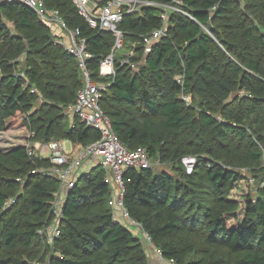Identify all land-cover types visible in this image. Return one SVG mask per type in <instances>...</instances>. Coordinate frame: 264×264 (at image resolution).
<instances>
[{"label":"trees","instance_id":"1","mask_svg":"<svg viewBox=\"0 0 264 264\" xmlns=\"http://www.w3.org/2000/svg\"><path fill=\"white\" fill-rule=\"evenodd\" d=\"M41 1L87 40L91 74L110 84L101 106L118 138L165 165L124 172V205L141 232L178 264H264V0H181L193 20L173 11L167 36L148 48L162 9L126 16L125 50L140 66L119 56L114 78L99 76L114 35L90 27L73 0ZM55 40L34 9L0 1V135L87 147L101 134L70 116L83 77ZM185 157L197 159L191 173ZM50 167L27 144L0 149V264H149L143 240L115 218L100 165L68 194L60 235L47 246L38 232L51 223L61 183L43 172ZM245 170L256 191L238 194Z\"/></svg>","mask_w":264,"mask_h":264},{"label":"built area","instance_id":"2","mask_svg":"<svg viewBox=\"0 0 264 264\" xmlns=\"http://www.w3.org/2000/svg\"><path fill=\"white\" fill-rule=\"evenodd\" d=\"M4 1H17L34 9L38 14L39 20L52 28L56 37L55 41L62 45L77 60L82 72L83 86L77 93L76 103L71 105L69 110L87 127L96 129L101 134V138L97 142L87 147L79 146L76 149H69V142L67 141H54L46 144L39 142L32 144L29 142L27 144L30 156L40 154L46 157L42 154H50L46 158L50 159L51 167L43 172L58 178L61 182L60 189L56 193L52 205L53 217L51 223L40 229L38 233L45 239L47 246H53L60 235L63 204L81 176L89 173V170L86 169L87 166L84 165L88 159L92 163L97 164V166H102L106 172V182L112 188V204L115 208L116 220L122 224L135 225L137 230H141V226L130 219L124 205V172L127 169L155 170L165 165L152 159L144 148L136 151L129 150L116 135L111 120L101 106L102 94L110 84L106 85L97 82L91 74L89 63L93 56L87 49V40L82 36L81 30L78 28L71 29L59 10L45 9L41 0ZM73 2L90 27L110 32L115 37V44L111 53L100 63L99 76L102 78H114L116 76L115 65L119 56H122L121 65H128L133 71L139 69L140 63L131 60L134 51L125 50V33L119 28L126 16L141 14L146 7L162 9L161 28L156 29L144 38L147 48L159 43L167 36L170 14L173 11L193 20V17L184 9V4L181 0H172L167 4L156 0H73ZM59 32H63L64 35ZM182 99L188 105L192 102L187 95L182 94ZM182 163L187 171L191 173L197 165V159L195 157H185ZM255 185V179L249 178L247 181L249 192L254 193L256 191ZM261 187H264V182ZM144 236L155 255L154 257L151 253L154 257L152 260L150 258L151 264H178L175 260L164 258L163 254L153 245L148 235L144 234Z\"/></svg>","mask_w":264,"mask_h":264},{"label":"rangeland","instance_id":"3","mask_svg":"<svg viewBox=\"0 0 264 264\" xmlns=\"http://www.w3.org/2000/svg\"><path fill=\"white\" fill-rule=\"evenodd\" d=\"M59 33H61V35H64V33L63 32H59ZM118 55H120V54H118ZM69 113H70V116L71 117H73V113L69 110ZM13 133H15V131H10V132H8V133H2L1 135H0V149L1 150H4V151H10V150H12V149H14V148H16V146H18V145H25V144H28V142L27 143H24V140H22V141H18V140H16L15 138V136L14 135H12ZM65 142V141H64ZM67 144V143H66ZM77 148V146H74V149H76ZM45 151V150H44ZM45 152H47V151H45ZM42 155H44V156H49L50 154L49 153H43ZM166 170H168V171H170L171 170V168L170 167H166L165 168ZM156 170H163V169H160V168H158V169H156ZM244 173L246 174L247 173V176L249 177V178H251L250 177V174L245 170L244 171ZM248 178V179H249ZM245 187H246V185L245 184H243V185H241V186H239L238 187V189H237V192H238V194H241V193H244V194H246V193H248V191H249V188H247L246 187V189H245ZM132 233H134V235H136L137 237H139L140 239H142L143 240V243H144V245H145V248H146V252H148V254H150V258H151V260L152 259H154V257H155V255H154V252H153V250L151 249V247L149 246V243L146 241V239L144 238L145 236H144V234L141 232V230H137V228H136V226L135 225H131V224H124ZM151 253L153 254V256L151 255ZM152 262V261H151ZM151 262L149 261V264H151Z\"/></svg>","mask_w":264,"mask_h":264},{"label":"crops","instance_id":"4","mask_svg":"<svg viewBox=\"0 0 264 264\" xmlns=\"http://www.w3.org/2000/svg\"><path fill=\"white\" fill-rule=\"evenodd\" d=\"M68 148L69 149H74V146L69 142L68 143ZM84 165L87 166L86 169L89 170V171L97 166V164L92 163L90 159L86 160ZM150 262H151V260H150Z\"/></svg>","mask_w":264,"mask_h":264},{"label":"water","instance_id":"5","mask_svg":"<svg viewBox=\"0 0 264 264\" xmlns=\"http://www.w3.org/2000/svg\"><path fill=\"white\" fill-rule=\"evenodd\" d=\"M70 193V192H69Z\"/></svg>","mask_w":264,"mask_h":264}]
</instances>
